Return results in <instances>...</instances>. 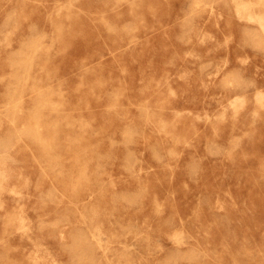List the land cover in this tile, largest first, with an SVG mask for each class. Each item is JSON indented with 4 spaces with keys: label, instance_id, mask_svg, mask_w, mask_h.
<instances>
[{
    "label": "rangeland",
    "instance_id": "obj_1",
    "mask_svg": "<svg viewBox=\"0 0 264 264\" xmlns=\"http://www.w3.org/2000/svg\"><path fill=\"white\" fill-rule=\"evenodd\" d=\"M0 264H264V0H0Z\"/></svg>",
    "mask_w": 264,
    "mask_h": 264
},
{
    "label": "bare ground",
    "instance_id": "obj_2",
    "mask_svg": "<svg viewBox=\"0 0 264 264\" xmlns=\"http://www.w3.org/2000/svg\"><path fill=\"white\" fill-rule=\"evenodd\" d=\"M238 8V7H237ZM51 86V85H50Z\"/></svg>",
    "mask_w": 264,
    "mask_h": 264
}]
</instances>
